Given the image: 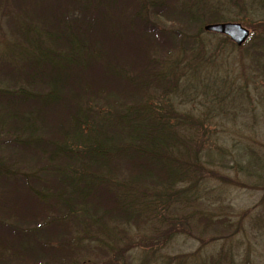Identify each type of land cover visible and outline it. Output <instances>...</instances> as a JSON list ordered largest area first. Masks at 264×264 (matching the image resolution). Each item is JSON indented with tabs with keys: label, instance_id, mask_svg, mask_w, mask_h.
Returning <instances> with one entry per match:
<instances>
[{
	"label": "trees",
	"instance_id": "obj_1",
	"mask_svg": "<svg viewBox=\"0 0 264 264\" xmlns=\"http://www.w3.org/2000/svg\"><path fill=\"white\" fill-rule=\"evenodd\" d=\"M241 14L264 20V0H0V264H235L227 249L200 260L166 248L187 225L229 239L247 217L264 231V200L236 223L200 207L231 180L204 183L232 151L220 127L253 104L200 39ZM196 103L219 122L184 110ZM234 153L228 169L264 186V151Z\"/></svg>",
	"mask_w": 264,
	"mask_h": 264
},
{
	"label": "rangeland",
	"instance_id": "obj_2",
	"mask_svg": "<svg viewBox=\"0 0 264 264\" xmlns=\"http://www.w3.org/2000/svg\"><path fill=\"white\" fill-rule=\"evenodd\" d=\"M238 14H240L239 9L235 8L233 14L226 13V16L231 17ZM226 21L241 23L250 29L252 37L244 45H238V47H234L231 44L221 47L223 39L220 36L224 34L208 31V33H211L204 34V37L200 39L207 43L206 62L211 63V68L215 69L216 73L220 76L222 75L228 81L235 82V85L247 83L253 104L249 108L240 106L238 109H234L235 111H230V114L233 116L225 119L227 126L223 124L220 127L218 141L223 142L232 151L230 150L231 153L223 160L225 162L223 167L212 168L213 171L207 168L213 176H209L204 183L209 184V187L218 186V181L220 183L223 182L219 179L214 181L218 178L219 174L221 177L224 175L227 179L231 180L229 183L224 182V184H220L224 185L226 189L224 200L222 196L219 199L213 197L211 200L209 198L210 204H207V206L200 205V207L206 211L211 210L216 213H218V209H222V211H225V215L236 223L245 215H249L250 213L254 215V212L259 211L263 206L262 202L264 200V186L247 183L244 181L242 174L228 169L230 163L235 161L237 153L234 152L237 145L248 143L252 144L254 150L256 149L258 152L264 151V109L262 108L264 105L262 104L264 103V73L259 69L258 63L260 60L263 61L264 65V41L262 40L264 36V20H254L252 17L241 14L240 18L236 16V18H228ZM216 81L218 82V80ZM259 99L262 100L258 101ZM196 105L197 108L186 106L184 110H198L195 112V117L201 118L203 116L199 112L206 110L204 113L215 116L213 122H219L218 116L214 114V111L210 107L204 109L197 103ZM235 127L239 129V132H235ZM225 128H229L230 133L228 130H224ZM212 153L214 154V152ZM216 155L218 157V152H216ZM218 201L220 203L223 201L224 205L218 206ZM243 226L245 227L243 231L240 229L235 237L228 239L224 238L223 235L225 234L218 233V230H215V228H208V231L198 233V230L194 226L189 227L187 225L185 226L187 229L177 235L170 243V246L166 248V251L169 252L171 257L182 254L187 255L189 258L192 256L194 258L198 257L201 260L202 256L216 255L222 250L227 249L233 251L235 264H264V231L255 230L252 221L250 218L247 219V217L244 220ZM130 235L132 236V240L128 245V251L130 256L137 257L143 247L137 242V239L142 236V231L140 232L136 228ZM215 236H218L219 240L205 246V242H210L211 237ZM90 250L91 257L93 258L92 261L104 263L108 259V256L101 253L97 245H91L88 254ZM27 264H35V262L32 260L28 261Z\"/></svg>",
	"mask_w": 264,
	"mask_h": 264
},
{
	"label": "water",
	"instance_id": "obj_3",
	"mask_svg": "<svg viewBox=\"0 0 264 264\" xmlns=\"http://www.w3.org/2000/svg\"><path fill=\"white\" fill-rule=\"evenodd\" d=\"M207 31L227 35L234 43L241 46L250 37V30L238 22L211 23L206 25Z\"/></svg>",
	"mask_w": 264,
	"mask_h": 264
}]
</instances>
